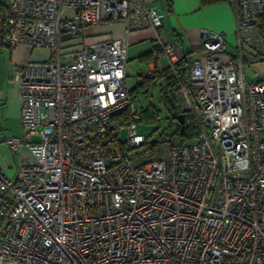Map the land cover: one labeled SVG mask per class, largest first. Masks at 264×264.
<instances>
[{
    "label": "built area",
    "instance_id": "obj_1",
    "mask_svg": "<svg viewBox=\"0 0 264 264\" xmlns=\"http://www.w3.org/2000/svg\"><path fill=\"white\" fill-rule=\"evenodd\" d=\"M233 6L235 44L202 29L172 90L196 127L183 142L173 126L138 131L127 41L83 42L110 20L158 29L162 13L142 0H0V41L49 51L14 67L24 138L7 143L30 157L12 177L0 168V264H264V82L243 71L264 60V0ZM159 54L175 74V48L160 41Z\"/></svg>",
    "mask_w": 264,
    "mask_h": 264
},
{
    "label": "crops",
    "instance_id": "obj_2",
    "mask_svg": "<svg viewBox=\"0 0 264 264\" xmlns=\"http://www.w3.org/2000/svg\"><path fill=\"white\" fill-rule=\"evenodd\" d=\"M162 13V25L158 29L150 26L130 28L123 20L105 21L87 28L83 42H95L106 38H124L127 41V61H137L142 69H152L153 77L145 78L142 85L134 81L132 88L166 87V78L160 72L168 67V58L155 55L159 42L164 41L173 46L179 56L188 51L200 50L202 29L222 33L227 43L231 42L236 33V17L231 2L222 1L202 6L200 0H142ZM82 43L74 40L71 49H79ZM47 51L43 53V51ZM151 52L146 59L140 55ZM45 54V55H44ZM49 51L44 48L30 49L24 45L10 48L0 41V168L9 177L14 176L22 160L30 157V152L22 145L13 154L7 143L10 137L24 138L20 121V100L18 84L13 80L14 67L27 59L47 58ZM43 58V59H45ZM125 67V83L129 73ZM140 72V71H139ZM138 76V73L135 75ZM127 85V83H126ZM139 93V92H138ZM137 93V94H138ZM148 97V95H147Z\"/></svg>",
    "mask_w": 264,
    "mask_h": 264
},
{
    "label": "rangeland",
    "instance_id": "obj_3",
    "mask_svg": "<svg viewBox=\"0 0 264 264\" xmlns=\"http://www.w3.org/2000/svg\"><path fill=\"white\" fill-rule=\"evenodd\" d=\"M69 38L70 36L68 34H64L62 36V41L68 42ZM228 42L230 44L229 45L230 47L235 44L236 33L232 41L230 42L228 40ZM46 52L47 51L45 50L43 51V53ZM43 58H45V56H42L41 58L38 59H43ZM129 63L130 64H128L126 67V72L129 73V76H127L126 83L128 87H131L134 85V81L137 80L138 78V76L135 75L137 73L139 74V71L144 70V68L142 69V66L135 60H130ZM255 70L259 72L258 77L254 75ZM243 71L246 80L258 82L259 79L264 78V60L253 62L251 64L245 62L243 64ZM160 91L161 88L155 86L154 88H149L148 91L146 92L147 94L143 92H139L138 94H136L138 98L137 102L144 109L147 106H149L148 102H150L151 104L149 109H146L144 111L143 116L137 122V129L140 133L149 136L152 140H155L164 130H166L170 126V122H171V114L162 100ZM122 136H124V133L122 134Z\"/></svg>",
    "mask_w": 264,
    "mask_h": 264
},
{
    "label": "trees",
    "instance_id": "obj_4",
    "mask_svg": "<svg viewBox=\"0 0 264 264\" xmlns=\"http://www.w3.org/2000/svg\"><path fill=\"white\" fill-rule=\"evenodd\" d=\"M222 1H228L231 2L233 4V0H200V3L202 6H206V5H211V4H215L218 2H222ZM258 32L260 33V35L264 38V11L261 14V16L259 17V26H258ZM158 50V49H157ZM201 50H196V51H188L185 52L184 54H182L179 58V60L175 63L174 65V71L175 74L172 73V71L169 69V67L165 68L164 70H162L160 73L162 75L165 76L166 78V87L162 88V92H161V96H162V100L165 103V105L167 106L170 114H171V122H170V126H173L175 133L180 137V139L183 142H188L191 141L195 138L196 135V131H195V125L193 123L192 118L185 113L184 114V122H183V126H184V130L183 132L180 131V122L176 119V115L180 114L181 112L176 109L173 105V100H172V90L174 89V86L178 83V82H186L189 76V65L191 63V60L194 56H196L197 54L200 53ZM148 55H151V52L140 55L139 58L141 60L146 59V57ZM261 61V60H260ZM151 78H155L151 77ZM261 81L264 82V78L261 79ZM143 80L140 81L138 84V86L142 85ZM148 91V88H132L131 92L133 93V95L135 96V98H137L136 94L138 92H143L145 94H147L146 92ZM138 100V98H137ZM148 105L145 109L142 107V114L141 117L143 116V113L146 109H149L150 107V102H148ZM168 127V128H169Z\"/></svg>",
    "mask_w": 264,
    "mask_h": 264
},
{
    "label": "water",
    "instance_id": "obj_5",
    "mask_svg": "<svg viewBox=\"0 0 264 264\" xmlns=\"http://www.w3.org/2000/svg\"><path fill=\"white\" fill-rule=\"evenodd\" d=\"M176 119L180 122L181 126H180V131L183 132L184 130V126H183V122H184V114L180 113L178 115H176Z\"/></svg>",
    "mask_w": 264,
    "mask_h": 264
}]
</instances>
